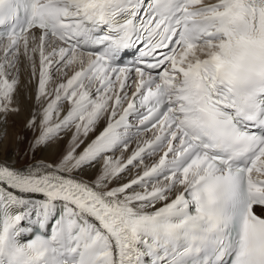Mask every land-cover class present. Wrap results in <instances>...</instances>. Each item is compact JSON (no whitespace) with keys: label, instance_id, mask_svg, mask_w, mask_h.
I'll return each instance as SVG.
<instances>
[{"label":"snow or ice","instance_id":"obj_1","mask_svg":"<svg viewBox=\"0 0 264 264\" xmlns=\"http://www.w3.org/2000/svg\"><path fill=\"white\" fill-rule=\"evenodd\" d=\"M24 64L30 150L75 131L0 163V264H264V0H0L4 115Z\"/></svg>","mask_w":264,"mask_h":264},{"label":"bare ground","instance_id":"obj_2","mask_svg":"<svg viewBox=\"0 0 264 264\" xmlns=\"http://www.w3.org/2000/svg\"><path fill=\"white\" fill-rule=\"evenodd\" d=\"M37 79L38 74L37 77H32L28 65H22L19 77L20 82L13 101L14 106L18 107L19 111L10 112L7 115L0 113V132L4 133L3 139L0 140V163L18 169L36 162L58 163L67 152L75 131L74 128H69L62 131L59 137L40 145L34 151L30 150V145L35 137L39 135V129L29 128L27 123L32 115L42 107V104H38L35 99ZM51 87L52 85H49V90H51ZM103 126L104 121H101L96 131L89 134L85 144L90 142L102 130ZM83 146L81 145V149L77 151L82 150ZM115 155L120 156V152ZM102 164L103 161H100L92 167H85L81 171L73 173V175L78 179L92 182L100 174Z\"/></svg>","mask_w":264,"mask_h":264}]
</instances>
